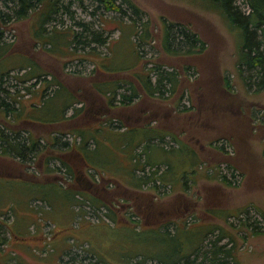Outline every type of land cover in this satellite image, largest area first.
Wrapping results in <instances>:
<instances>
[{
	"label": "rangeland",
	"instance_id": "1",
	"mask_svg": "<svg viewBox=\"0 0 264 264\" xmlns=\"http://www.w3.org/2000/svg\"><path fill=\"white\" fill-rule=\"evenodd\" d=\"M82 1L81 5L78 1L72 5L73 18L65 11L55 15L56 21L46 24L44 37L38 35L41 33L40 16L41 12L46 11L45 5H39L28 18L17 19L12 12L14 2L0 1V32H3L0 38V75L4 73L0 79H3L4 87L11 93L19 92L14 95L18 100L15 118L7 117L0 110V123L8 121L15 128H25L35 137L40 135L43 138L40 139V146L47 152L38 158L40 164H43L46 154L56 155L61 151L58 146H52L51 149L50 140L55 135L64 133L63 141L73 144L81 140V137L77 140L74 132H88L92 122L100 121L105 134L115 133L107 130L110 128L119 131L114 128L123 125V135L130 141H136L130 154L125 152L131 149V142L123 156L124 153L104 143L102 150H99L100 147L95 149L100 142L94 140L88 143L89 150H94L88 152L89 165L75 160V151L60 153L74 164V183L77 177L88 180L85 174L95 175L98 180L95 181L100 183L99 172L106 174L103 177L110 178L111 175L124 182L118 185L114 180H108L109 184L90 187L97 194L104 193L108 199L117 196L123 198L124 201L119 203L123 212L120 211L117 221L109 219L113 227L95 225L107 227L111 233L97 229L93 234H88V229L94 228L91 223L98 221L91 214L86 216L91 219L82 218L75 216L65 204L56 207L48 202L45 209L39 211L42 202L30 200L35 187L31 188L28 181L51 184L57 172L44 174L33 168L28 169L26 164L17 166L15 161L11 162L8 160L11 158L6 156L0 160V251L5 253L0 264H52L46 262L51 254L59 259L57 264H94L96 261L98 264H159L139 255L141 250L131 246L124 233L128 235L129 229L137 232L146 226H161L170 221L171 230H174L176 222L188 223L193 228L199 225L222 227L225 235L236 238L241 264H264V90L257 93L248 90L241 79L237 66L238 31L229 27L213 4L204 0H134L146 12L144 18L150 22L151 28L148 42L138 44L142 29L134 27L128 15L105 10L98 0ZM67 2L60 0L59 4ZM237 4L241 9H247L245 0H237ZM164 19L166 23H181V26L175 24L172 28V33L179 39H184L181 37V28L198 34L206 42L205 52L188 58L167 54L162 45ZM79 23L93 27L95 33L108 34V43L104 47L93 43L81 49L80 45L71 43L69 46L74 34L85 32ZM92 46L98 55L89 54ZM135 50L141 54V59L136 57L140 59L137 67ZM85 56L93 60L85 59ZM153 63H161L166 70L176 68L181 73L183 85L172 98L161 101L142 94L130 108L123 109V114L130 115V120L126 116L124 120L120 119L118 112L111 114L112 117H118L115 121L110 120L109 113H101L102 117H98L95 114L97 107L92 113L91 107L93 104L98 106L96 103L99 102L92 86L95 81L104 80L110 86L118 80L116 83L127 87L129 83L125 79H130L127 77L129 74H136L144 65L151 67ZM185 67H188L187 71ZM101 69L109 73H103ZM34 73L40 76L24 80L34 76ZM41 74L44 75L41 77ZM226 80L233 84V91L228 92ZM128 92L119 89L116 93ZM114 104L118 105L119 102L114 101ZM138 108L146 110L142 116H139L141 109ZM76 109L79 112L72 116ZM22 110L23 114L18 116ZM52 119L56 121L51 122ZM148 127L150 132L154 129L174 134L188 143L200 158L199 175L188 177L178 174V178L177 172H181L183 166L192 163V160L184 163L181 158L177 161L174 153H169L170 157L166 154L167 158L176 160L172 165V181L175 184L163 186L165 193L169 192L164 196L160 191H157L156 196L149 190L150 187L145 186L141 190L130 184L133 180L130 171L135 165L138 169L145 168V172L133 170L136 177H142L150 171L161 173L168 170L170 165L166 157L157 154V144L167 150L179 146L172 136L166 137L164 141L159 138L151 140L150 133L144 130ZM27 131L24 133L28 134ZM104 138L100 135L97 140L102 142ZM133 154H137L134 160L130 159ZM147 161L159 162L161 165H149ZM76 163L84 165L83 169ZM22 167L23 171L20 169ZM65 171L56 177H67ZM213 171L217 175H226L231 185L221 179H207V172ZM77 181L73 188L87 191V184ZM34 194L40 193L34 191ZM27 199L32 208L16 206V202L27 205L24 203ZM63 199L66 200V194ZM227 210L234 214L241 213L227 217L224 214ZM105 211L103 209L98 213L106 218ZM56 212H61L63 218L56 217ZM247 217L248 221L245 222ZM17 219H21V223H17ZM18 225L24 229L28 227L23 236L28 243L40 242L41 245L26 252L13 236ZM218 232L206 237L201 244L202 251L210 248V241L221 235ZM43 241L50 242L54 251L48 254L39 252L45 245ZM189 241V245H194L197 238L192 236ZM219 244H226L227 247L231 245L228 238H223ZM34 254H39L37 256L41 260Z\"/></svg>",
	"mask_w": 264,
	"mask_h": 264
},
{
	"label": "trees",
	"instance_id": "2",
	"mask_svg": "<svg viewBox=\"0 0 264 264\" xmlns=\"http://www.w3.org/2000/svg\"><path fill=\"white\" fill-rule=\"evenodd\" d=\"M11 1L14 2L15 5L12 12L14 13L17 19L28 18L31 12H34L38 9L39 5L46 6V11L41 12L40 16L41 20L39 27L41 33L38 35L39 37H44L46 24L49 25V23L56 21L55 15L60 14L63 11L68 12L71 15V7L74 2L78 1L80 5L83 3L82 0H68L67 3L62 4H59L60 0H51V2L48 0ZM98 1L100 2V4H102L103 9L107 11H114L120 13L122 16L128 15L127 17L132 20L133 26L141 27L142 29L141 37H139L138 44L148 42V40L151 38V28L149 26L150 22H147L146 18H144L146 12L134 0ZM204 1L208 2L210 5L213 4V8H215L222 14L229 27L238 31L237 66L244 85L248 88V90H254L253 92L256 93L264 90V0H245L247 8L246 10L241 9V7L237 4V0ZM71 17L73 18V15H71ZM163 21L164 29L162 45L164 51L167 54L171 56L174 55L175 57L188 58L189 56H197L205 52L206 42L194 31L188 32L185 28H181V37H184L185 40L179 39L176 34L172 33V28H174L175 24H177V26H181V23H171V21H169L170 23H166L165 19ZM79 24L84 27L85 32L83 34H74L73 39L69 41V46L72 43L80 45L81 49L85 47H90L93 43H96L95 45H97L98 47H104L108 43V34L101 35L99 33H95L93 32V27L88 26V24ZM2 36L3 32H0V38ZM184 42H186L185 45H183ZM90 49L92 50V54L98 55V53L94 50L96 48H93L92 46ZM135 53H137V56L134 57H139L141 59V54L139 50H135ZM89 54H91V52ZM139 60H137L136 58L135 67L138 66L137 61L139 62ZM102 66L104 68L105 64H103ZM28 68L29 70H31V67ZM187 68L188 67H185V71H187ZM24 69L27 68L24 67ZM2 75L4 76V73ZM2 75H0V77ZM43 75L44 74H41V77ZM39 76L40 75L38 73H34V76L30 78H25L24 80L29 81L32 79H37ZM180 76L181 73L176 68H173L172 70H166L162 67L161 63H153V66L151 67H147L146 65H144L138 73L132 74V77L130 79H125L128 80L127 82L129 83V86L127 85V87H125V85L123 84L121 85L120 82L116 83L118 81L117 80L115 81V83H111L110 86L107 84L104 87H99L98 85V90L103 93L99 94L104 97H106L105 95H107L109 92L111 93L110 95H107V98H110L108 99L109 106L114 105V101L117 100L115 96H119V100L126 106L134 104L136 100L142 96V94L148 95L152 98L160 99L161 101L168 100L172 98V95L176 94L180 89V86L183 85ZM120 81L123 82V80ZM2 82L3 79H0V110L4 111L7 117L15 118L14 115L17 112V107L15 104L18 103V100L17 97H15L14 95H18L19 92H16V94H13V92L11 93L10 90L4 87ZM63 87L64 86L62 85V88ZM225 87L228 89V92H231L233 91L232 89L234 86L228 80H226ZM119 89H125L126 92H129L116 93ZM169 95L171 97H167ZM78 112V109H76L73 116H76ZM22 114L23 110L17 115L21 116ZM53 121L55 120L52 119L51 122ZM0 125H2L0 126V160L7 156L11 158L8 160L13 163L16 162L15 164H17V166H25L26 164L28 169L33 168L35 171L40 173L48 174L52 172H57L56 176L61 171L66 169L65 173L67 177L61 178L55 176V181L51 180V184H42L36 183V181H28L29 186H31V188L35 187V189L33 188L32 191V199L30 200L34 199L42 202L39 207V211L45 209V206L47 205L46 202L52 203V205L56 207L63 206V204H65L66 207H69L73 210L75 216H81L82 218L91 219L86 217L87 215L91 214L92 217H96L98 219V221H96L97 223H91L93 224L92 226L94 228H89L88 234H93V232L97 229H102L103 231H108L109 233H111V230L109 228L95 225L106 224L108 226L113 227L114 225L109 222V219L117 221L118 216L121 215L120 211L123 212L119 203H121V200L124 201V199L118 198V196L114 199H108L104 193L97 194L96 191H84L75 189V187L73 188V186L76 185V181L74 183V180H72L75 176L74 164L71 160H69V158L67 159L66 157H63V155H60V153L63 151H72V149L75 150L76 148L80 147L82 148L85 154V156L83 157L86 161V165L90 164V162L88 161V157L90 156L88 152H93L94 150L88 151L87 147L89 140L86 139V135L82 130H77V132H74V134L77 136V140L78 137H81V140L73 144L69 141H63L64 137L62 136L64 135V133H61L59 136L55 135L54 137H52L50 140L51 149L52 146H58L60 147L61 151L57 153L58 155L46 154V160L43 162V164H40L38 162V158L40 157V155H42V153L47 152L44 150V148L40 146V139H43L40 135L35 137L29 131H27V129L22 127L15 128L13 124L8 121L7 123H0ZM115 126L116 125L113 123V127ZM114 129L123 131L124 126L117 125V127H115ZM144 130L146 133H150L149 135L151 136L149 137L151 138V140L159 138L160 140L164 141L166 137L172 136V140L178 143L179 146L177 149L175 147L174 149L167 150L161 145H156L158 147V156L166 157L165 159H167V163L170 165V167L168 166L167 171H163L161 173H159V171L157 170L150 171L146 172V174L142 177H136L134 175L133 170L140 169L141 171L145 172V168L141 167L138 169L137 165H135L133 169L131 168L132 170L130 172L133 177V180L130 184L134 188L142 190L146 186L150 187L149 190H151L152 193L156 196L158 193L157 191H160L163 196L168 194L169 192L165 193V191L163 190V186H171L175 184L172 181V174L174 173L172 165L176 160L178 161L180 158L184 161V163H188L190 160H192V163L184 165L181 172H177V176L178 174H185V176L188 177L190 175H193L195 177L197 176V174H200L198 171V167L200 166V158L198 157L195 150L188 143L177 138L174 134L170 132L164 133L160 132V130L156 131L154 129H152V132H150V127ZM24 131H27L28 134L24 133ZM158 132H160V134ZM93 139L94 138H92V140ZM150 143L154 144V141H151ZM44 146L46 147V143H44ZM220 148L223 149L222 147ZM169 153H174L173 155H175V158L177 159L174 161L172 158H167L166 154H168V156L170 157ZM142 154H145V152H143ZM136 156L137 154L131 155V159L134 160ZM82 163L84 164V162ZM76 164L80 165L83 169L84 165H81L79 163ZM146 164L161 165L159 162L156 163L148 161L146 162ZM20 169L22 171L24 170L23 167ZM77 170L79 171L81 169ZM89 172H91V170ZM166 172H168L169 174H165ZM99 174L101 175H99V179H107L106 177H103L106 176V174L101 172H99ZM90 176L88 177L91 180L90 182L92 183V185H96L95 187L102 186L100 183L95 181L97 180L95 175ZM68 177L70 179H68ZM206 178L212 180L221 179L227 185H231L232 183L231 181H229L226 175H217V172L215 173V171H213L212 173L207 172ZM11 179L14 178L12 177ZM34 191L36 193L39 192L40 194L36 195L34 194ZM29 192L31 193L30 189ZM64 194H66V200L63 199ZM30 200L27 199L26 201H24V203L27 205L16 202V206L18 208H20L22 205L25 207H31V205H28ZM86 203H88L89 205H87ZM103 209L106 210L104 214L106 218H103L98 213L100 210ZM216 211L221 212L222 210ZM240 213L241 211L238 214ZM224 214L227 215V217L232 215H238L228 210L224 212ZM248 218L249 217H247L245 222L248 221ZM171 224L172 221L156 227L146 226L145 228H141L137 232H134L132 229H129L128 235L127 233H124L126 234L125 238L127 237L131 246L137 247L141 250L138 253L139 255H144L146 259L154 260L159 264H241L240 258L238 256V251L236 249L237 240L232 235H225L223 233L224 228L218 227L217 225H199L198 227L193 228V226L189 225L188 223L179 224L176 222L175 226H173L174 230H171ZM61 225L64 226L63 224ZM67 227H69V225H67ZM27 228L28 227H25V229ZM215 232H218L221 235L216 236V238L210 241V244L208 245L210 246V248L202 251L203 246L201 244H203L207 236L214 234ZM192 236H195L197 238V242L195 241L194 245H189L191 244L189 239ZM223 238H228V242L231 244L230 247H227L226 244H219V242H221ZM43 242L45 243V241ZM189 246H192V248L189 249ZM42 249L43 250L38 251L46 252L47 254L54 251V247L50 242L45 243ZM91 254L95 256L94 253ZM37 255L39 256V254ZM72 260L73 259H70L69 261ZM80 261L82 260L80 259ZM99 261L102 262V259H100ZM94 264H98V261L94 262Z\"/></svg>",
	"mask_w": 264,
	"mask_h": 264
},
{
	"label": "crops",
	"instance_id": "3",
	"mask_svg": "<svg viewBox=\"0 0 264 264\" xmlns=\"http://www.w3.org/2000/svg\"><path fill=\"white\" fill-rule=\"evenodd\" d=\"M90 52L92 54V50ZM85 58L90 59V58H88L86 56H85ZM90 60H93V59H90ZM94 61H96V60H94ZM101 70H102L103 73H109V72H106L103 69H101ZM107 84H108V82H106L104 80H102V81L101 80L100 81H95V84H92L93 89H94V92H95V94L97 96V99L99 100V102L96 103V104H98V106H97L98 111H96L95 114L98 115V117H102V116H100L101 113H104V115H106V114L109 113V115H110L109 118L112 121H115L116 120L115 118H118V117L120 119L124 120L125 119L124 116H126V119H129L130 120L129 115L123 114V109L130 108V106H126L120 100H118L119 99V96H118V98L116 100V101L119 102V104L118 105L117 104H114L113 106H109L107 104H108V99H110V98H107V95H110L111 93L109 92L107 95H105L106 97H104V96H102V95L99 94V93H101V94H103V93L98 90V85H99V87H104ZM144 111H146V110H144ZM117 112L119 113V116L118 117L117 116L116 117H112L111 116V114H114V113H117ZM128 113H131V111L128 112ZM128 113H126V114H128ZM92 120H93V118H92ZM107 130H111L112 132H115V133H108L107 132V134H105L104 131L102 132V124L100 123V121H96L95 123L92 122V124L90 125V130H88V132H85L86 139L90 141V140H92V138H94L93 139L94 141H97L98 143L100 142V145L96 144V148L95 149H97V147L98 148L100 147L99 150H102V145L104 143L106 146L108 145L107 147H110V148H112L115 151H118L120 153H124V151L127 150L130 147V142H131V144H132L131 149L128 152H125L127 154H130L132 148H134V145L136 144V141L135 140L130 141V139H127L125 137V135H123L125 133V131H123V132L122 131H113V129H111V128L110 129H107ZM100 135H101V137H105L102 140V142L99 141V140H97V137H99ZM145 137H146V135L143 137V139ZM87 149L89 151V148L88 147H87ZM72 151H75V153H76L75 160L80 161L82 163L83 162L82 158H84L83 156H85L82 148L78 147L75 150L72 149ZM92 151H93V149H92ZM68 152H70V151H68ZM125 153L123 154V156L125 155ZM130 159H131V157H130ZM84 165H86V162L84 163ZM85 176H86V174H85ZM107 179L114 180V182L116 184H118V185L125 184L124 182L120 181V179L117 178V177L116 178H112L111 175H110V178H107ZM76 181H77V179H76ZM77 182H79V180ZM54 215L56 217H62L63 218V214L61 212H56V213H54ZM17 223H21V219H17ZM82 230L84 231V228L83 227H82ZM26 231H27V229H24V227L22 225H18L16 227V232H15V229H14V232H13L14 235L13 236H15V241L17 240V242H19L24 247V249L26 250V252L29 253V250L31 251L35 246H39L41 244H40V242H37V243H28L25 240V238L23 237L25 235ZM53 244H54V242H53ZM58 250L60 252L61 249L58 248ZM4 255H5V253H3L2 251H0V260H1L0 263H2V261L4 260ZM35 256H37V255H35ZM37 259L41 260L39 257ZM58 260L59 259L57 258V256L52 255V254L49 257L46 258V262L47 263L50 262L52 264H57Z\"/></svg>",
	"mask_w": 264,
	"mask_h": 264
},
{
	"label": "flooded vegetation",
	"instance_id": "4",
	"mask_svg": "<svg viewBox=\"0 0 264 264\" xmlns=\"http://www.w3.org/2000/svg\"><path fill=\"white\" fill-rule=\"evenodd\" d=\"M127 77L131 78L132 75L129 74V76H127ZM96 107H97V105H94V104H93V106L91 107V111H92V113L95 112ZM138 109H141V113L139 114V116H142L143 111H144V108H138ZM87 114H88V113H87ZM129 118H130V115H129ZM78 180H79V184H80V183H81V184H82V183L87 184V187H88L87 190H88V189L90 190V187H93V185H92L91 182L89 183L88 181H86V180H84V179L80 180V177H78Z\"/></svg>",
	"mask_w": 264,
	"mask_h": 264
},
{
	"label": "water",
	"instance_id": "5",
	"mask_svg": "<svg viewBox=\"0 0 264 264\" xmlns=\"http://www.w3.org/2000/svg\"><path fill=\"white\" fill-rule=\"evenodd\" d=\"M82 160H83V162L85 163L86 161L84 160V158H82ZM88 180H86V181H88L89 183H90V179H89V177L86 175L85 176ZM82 179H84V178H80V180H82ZM77 180H78V177H77ZM85 180V179H84ZM108 180L110 181V179H105V178H101V182H100V184H102V183H108ZM109 184V183H108ZM94 187L96 186V185H93ZM87 190V189H86ZM89 190V189H88ZM92 191V190H91Z\"/></svg>",
	"mask_w": 264,
	"mask_h": 264
},
{
	"label": "built area",
	"instance_id": "6",
	"mask_svg": "<svg viewBox=\"0 0 264 264\" xmlns=\"http://www.w3.org/2000/svg\"><path fill=\"white\" fill-rule=\"evenodd\" d=\"M43 254H45V253H43Z\"/></svg>",
	"mask_w": 264,
	"mask_h": 264
}]
</instances>
